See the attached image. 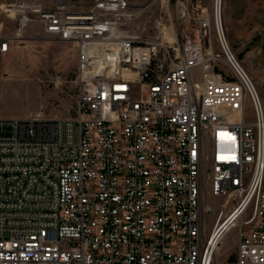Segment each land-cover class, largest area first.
<instances>
[{
	"label": "built area",
	"instance_id": "1",
	"mask_svg": "<svg viewBox=\"0 0 264 264\" xmlns=\"http://www.w3.org/2000/svg\"><path fill=\"white\" fill-rule=\"evenodd\" d=\"M197 2L186 30L159 16L147 35L127 29L143 9L129 0L0 6L18 21L15 36L0 21V80L33 21L77 69L74 117L0 118V264H216L227 235L221 264H264V88L228 43L221 0ZM207 191L220 199L209 234Z\"/></svg>",
	"mask_w": 264,
	"mask_h": 264
},
{
	"label": "rangeland",
	"instance_id": "2",
	"mask_svg": "<svg viewBox=\"0 0 264 264\" xmlns=\"http://www.w3.org/2000/svg\"><path fill=\"white\" fill-rule=\"evenodd\" d=\"M32 1L37 2V0H0V6L3 3L19 4ZM83 1L90 3L93 0ZM129 1L143 8L139 19L127 28L130 32L140 34H150L152 23L159 16L172 18L176 31L180 33L193 24L194 16L197 14L195 10L197 0H171L169 10L162 5L161 0ZM211 1L201 0V3L203 6L207 5L210 10ZM255 2L256 0H250V5ZM225 8L226 0H221L222 20L231 49L240 60L248 50H251L255 55H250V60L256 62L260 59L263 62L264 0H261L258 9L254 4L245 8L248 13L238 17L242 22L229 15L224 18ZM0 21L4 23V35L15 36L17 19H11L8 13L0 8ZM76 71V52L71 44L48 38L43 32L42 25L36 21L27 23L3 60V75L0 80V118H23L38 112L48 118L74 117L77 111ZM246 71L258 87L264 88L262 78L258 82L247 69ZM202 208L205 232L209 234L217 225L220 199L207 191ZM230 209L231 207L228 208ZM253 209L254 204L248 208L246 215H250ZM228 239L227 235L218 248L216 264L223 263L227 257L229 260L233 258L235 245L228 243Z\"/></svg>",
	"mask_w": 264,
	"mask_h": 264
},
{
	"label": "crops",
	"instance_id": "3",
	"mask_svg": "<svg viewBox=\"0 0 264 264\" xmlns=\"http://www.w3.org/2000/svg\"><path fill=\"white\" fill-rule=\"evenodd\" d=\"M260 2L261 0H256V2L253 3L256 9L260 7ZM252 5H250V0H226V8H225L226 10H225L224 18H227V16L229 15L230 17H236L235 20L242 22V19L240 20L238 19V17L243 16V14H246L247 11L245 10V8H249ZM250 55L252 56L255 55V52L248 50L244 54V57L241 58V62L244 68H246L258 82H260L259 80L260 78H262L261 82H264V65L262 64L264 63V59H263V62L260 59H257L256 62L251 61Z\"/></svg>",
	"mask_w": 264,
	"mask_h": 264
},
{
	"label": "bare ground",
	"instance_id": "4",
	"mask_svg": "<svg viewBox=\"0 0 264 264\" xmlns=\"http://www.w3.org/2000/svg\"><path fill=\"white\" fill-rule=\"evenodd\" d=\"M13 12V10H11ZM219 15V14H218ZM219 17V16H218ZM220 20H221V23H222V26H223V29H224V24H223V20H222V11H220ZM204 212V210H203Z\"/></svg>",
	"mask_w": 264,
	"mask_h": 264
}]
</instances>
